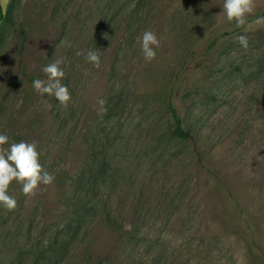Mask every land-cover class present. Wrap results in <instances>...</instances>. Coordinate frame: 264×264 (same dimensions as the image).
I'll return each mask as SVG.
<instances>
[{"label":"rangeland","instance_id":"1","mask_svg":"<svg viewBox=\"0 0 264 264\" xmlns=\"http://www.w3.org/2000/svg\"><path fill=\"white\" fill-rule=\"evenodd\" d=\"M1 3L0 134L35 142L54 181L35 197L11 184L0 264H264V26L228 22L224 0ZM54 60L67 107L33 87ZM85 197L99 213L71 238Z\"/></svg>","mask_w":264,"mask_h":264},{"label":"clouds","instance_id":"2","mask_svg":"<svg viewBox=\"0 0 264 264\" xmlns=\"http://www.w3.org/2000/svg\"><path fill=\"white\" fill-rule=\"evenodd\" d=\"M223 14L228 22H235L238 28L245 32L250 31L253 26H264V16L249 21L248 17L255 14L257 0H224ZM239 44L248 49L249 42L245 35L237 37ZM143 57L151 62L157 57V49L161 47V38L151 30H145L139 38ZM86 59L97 69L101 66L100 56L95 51H89ZM62 60H54L43 67L42 71L47 79H36L33 82L35 91L41 95L47 94L55 97L59 103L67 107L72 100L70 91L62 83L66 73L61 67ZM101 105L105 101L99 102ZM7 145V146H6ZM54 176L44 169L40 163V153L37 151L35 142L10 143L9 137L0 134V205L8 211H15L18 207L17 200L9 195V189L13 182L22 185L25 196L35 197L37 189L41 184L51 185Z\"/></svg>","mask_w":264,"mask_h":264},{"label":"trees","instance_id":"3","mask_svg":"<svg viewBox=\"0 0 264 264\" xmlns=\"http://www.w3.org/2000/svg\"><path fill=\"white\" fill-rule=\"evenodd\" d=\"M0 22H12L11 17L5 13L4 9H3V5L1 3L0 0ZM170 111L172 114V117L174 119L175 122V132L176 134H178L179 136H186L188 134V132H186L183 127H182V118L180 117V115L178 114L177 110L175 107L171 106L170 107ZM107 168H109V164H107ZM104 166L101 169H97V171H104ZM96 171V173H97ZM107 171H105L106 173ZM104 173V174H105ZM95 178V177H94ZM85 183V182H84ZM89 192H95L94 188H89L87 187ZM90 197H85V198H79V203H77L78 205L76 207H74L73 211H72V221H71V238H73L74 236H77L79 233V230L83 229V226H85L86 224H88L92 218L96 217L98 214L97 213V209L93 206V204H90L89 202ZM106 219L108 221L111 220V217H106Z\"/></svg>","mask_w":264,"mask_h":264}]
</instances>
